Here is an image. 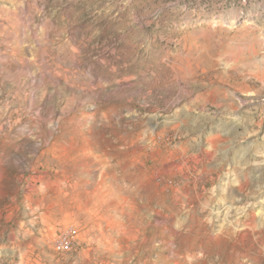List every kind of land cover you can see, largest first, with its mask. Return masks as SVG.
Here are the masks:
<instances>
[{
    "label": "rangeland",
    "instance_id": "1",
    "mask_svg": "<svg viewBox=\"0 0 264 264\" xmlns=\"http://www.w3.org/2000/svg\"><path fill=\"white\" fill-rule=\"evenodd\" d=\"M0 264H264V0H0Z\"/></svg>",
    "mask_w": 264,
    "mask_h": 264
},
{
    "label": "built area",
    "instance_id": "2",
    "mask_svg": "<svg viewBox=\"0 0 264 264\" xmlns=\"http://www.w3.org/2000/svg\"><path fill=\"white\" fill-rule=\"evenodd\" d=\"M72 246V239L69 236H62L57 242H56V250L58 251H64L66 249H69Z\"/></svg>",
    "mask_w": 264,
    "mask_h": 264
}]
</instances>
